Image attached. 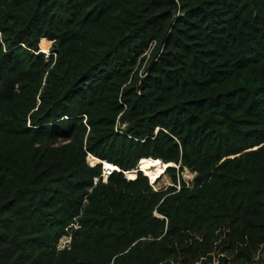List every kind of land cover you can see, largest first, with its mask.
<instances>
[{
    "label": "trees",
    "instance_id": "trees-1",
    "mask_svg": "<svg viewBox=\"0 0 264 264\" xmlns=\"http://www.w3.org/2000/svg\"><path fill=\"white\" fill-rule=\"evenodd\" d=\"M0 264H264V0H0Z\"/></svg>",
    "mask_w": 264,
    "mask_h": 264
},
{
    "label": "rangeland",
    "instance_id": "rangeland-1",
    "mask_svg": "<svg viewBox=\"0 0 264 264\" xmlns=\"http://www.w3.org/2000/svg\"><path fill=\"white\" fill-rule=\"evenodd\" d=\"M38 46H39V51H41V52H44V53H49V50H50V48H51V41L50 40H47V39H45V38H42L41 40H40V42H39V44H38ZM139 66V65H138ZM139 70H143V64H141L140 66H139ZM86 158H87V156H86ZM86 161H87V159H86ZM91 162H92V160H91ZM88 163L90 164V160H89V158H88ZM93 163V162H92ZM137 170H142L141 172L143 173V174H146V175H148V181H149V179H150V181H154L153 182V187L154 188H156V189H159V188H162V187H166L167 185H169V184H171V180H170V178L165 174V173H163L161 176H156L155 174H151V173H146V171L142 168V167H140L139 165H137V168H136ZM135 173L133 172V175H134ZM126 176V175H125ZM127 177V176H126ZM133 177V176H132ZM132 177H130V178H132ZM158 177V178H157ZM193 177H194V173H192V172H190L188 169H184L183 170V172H182V179L187 183V184H189L191 181H192V179H193ZM128 178V177H127Z\"/></svg>",
    "mask_w": 264,
    "mask_h": 264
},
{
    "label": "bare ground",
    "instance_id": "bare-ground-1",
    "mask_svg": "<svg viewBox=\"0 0 264 264\" xmlns=\"http://www.w3.org/2000/svg\"><path fill=\"white\" fill-rule=\"evenodd\" d=\"M88 158H89V160H90V164L92 165V164H95V163H97V162H99L100 160L97 158V157H94V156H92V155H89L88 156ZM91 160H92V162H91ZM106 164H108L107 162H105ZM170 164V163H169ZM138 165L140 166V167H142L145 171H146V173H151V174H155L156 176H158L159 175V173L160 172H163L164 170H163V168L165 167V164L164 163H162V161L161 160H158V159H141L139 162H138ZM167 166V165H166ZM107 168H111V169H114V166H112V165H109V167H107ZM135 170H130V171H127L126 172V176L128 177V178H130V177H134L135 176V174L133 175V172H134ZM163 174V173H162ZM159 176H161V175H159ZM132 177V178H133Z\"/></svg>",
    "mask_w": 264,
    "mask_h": 264
},
{
    "label": "built area",
    "instance_id": "built-area-1",
    "mask_svg": "<svg viewBox=\"0 0 264 264\" xmlns=\"http://www.w3.org/2000/svg\"><path fill=\"white\" fill-rule=\"evenodd\" d=\"M148 53V52H147ZM109 167V165H103V180L106 179V177L108 175H110V173L113 171V169L111 168H107ZM96 181V179H95ZM69 240H70V237L68 235H65L58 243V249H61V248H64V247H67L69 245Z\"/></svg>",
    "mask_w": 264,
    "mask_h": 264
},
{
    "label": "clouds",
    "instance_id": "clouds-1",
    "mask_svg": "<svg viewBox=\"0 0 264 264\" xmlns=\"http://www.w3.org/2000/svg\"><path fill=\"white\" fill-rule=\"evenodd\" d=\"M51 43H52V42H51ZM43 53H44V52H43ZM45 54H47V53H45ZM99 160H100V159H99ZM87 163H88V161H87ZM88 164H89V163H88ZM95 164H102V167H103V165H105L106 163H105V161L100 160L99 162H97V163H95ZM167 164H168V163H167ZM89 165H91V164H89ZM92 165H94V164H92ZM106 165H112V164H109V163H108V164H106ZM113 166H114V165H113ZM165 168H166V166L163 168V170H165ZM113 170H118V168L115 166V168H114ZM135 171L137 172L138 170L135 169ZM135 171H134V173H135ZM141 171H142V170H141ZM142 172H143V171H142ZM162 173H164V171H163V172H160L159 175H162ZM125 175H126V172H125ZM145 175H146V174H145ZM159 175H158V177H159ZM146 176L148 177V175H146ZM158 177H157V178H158ZM148 178H149V177H148ZM106 179H107V177H106ZM106 179L103 180V175H102V180H103V181H106ZM129 179H131V178H129ZM153 182H154V181H150V179H149V183H150L152 186H153ZM76 227H77V226H76ZM68 236H69V235H68ZM63 237H64V236H63ZM63 237H62V238H63ZM69 237H70V236H69ZM62 238H61V239H62ZM61 239H60V240H61ZM60 240H59V241H60ZM70 240H71V237H70ZM70 240H69V243H70ZM59 241H58V243H59ZM58 243H57V246H56L57 249H58ZM61 249H62V248H61Z\"/></svg>",
    "mask_w": 264,
    "mask_h": 264
},
{
    "label": "water",
    "instance_id": "water-1",
    "mask_svg": "<svg viewBox=\"0 0 264 264\" xmlns=\"http://www.w3.org/2000/svg\"><path fill=\"white\" fill-rule=\"evenodd\" d=\"M174 14H176V11H174ZM162 163H163V162H162ZM167 166H174V165L168 163ZM167 166H166V167H167ZM136 173H137V172L135 171V176H136Z\"/></svg>",
    "mask_w": 264,
    "mask_h": 264
}]
</instances>
